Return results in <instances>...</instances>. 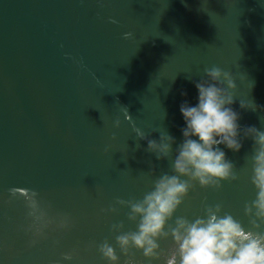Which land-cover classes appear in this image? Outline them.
Here are the masks:
<instances>
[{"label": "water", "instance_id": "water-1", "mask_svg": "<svg viewBox=\"0 0 264 264\" xmlns=\"http://www.w3.org/2000/svg\"><path fill=\"white\" fill-rule=\"evenodd\" d=\"M212 66L236 83L242 148L219 147L238 179L195 184L175 216L192 220L221 204L248 230L244 205L256 190L243 130H264V0H0V264H107L98 251L105 240L124 264L112 225L136 224L116 201L142 199L171 174L186 127L180 106L198 103L194 85ZM164 132L176 144L157 159L148 140ZM11 188L39 194L53 221L42 236ZM62 217L67 228L57 226ZM159 243L167 254L171 239ZM132 255L133 264H163Z\"/></svg>", "mask_w": 264, "mask_h": 264}, {"label": "clouds", "instance_id": "clouds-1", "mask_svg": "<svg viewBox=\"0 0 264 264\" xmlns=\"http://www.w3.org/2000/svg\"><path fill=\"white\" fill-rule=\"evenodd\" d=\"M132 37L131 32L124 34L125 39ZM204 75L206 78L194 85L198 103L191 106L185 102L180 106L186 127L181 129L183 141L175 148L171 174L161 173L142 199L116 201L129 209L127 219L136 224L135 231H124L122 222L112 225V231L118 233L116 246L126 257L124 264H133V249L149 261L163 259V264H264V231L260 230L264 226V130L255 126L243 130L244 138L253 143L250 180L256 190V198L244 205L248 230L231 214L222 212L221 204L206 205L204 215L192 220L175 216L195 184L204 189H220L222 182L238 179L236 166L219 147L223 145L233 152L242 148L239 115L231 108L236 83L230 72L218 66L204 68ZM240 106L256 110L254 103L250 107L241 102ZM115 126L119 127V121ZM137 137L146 138L139 131ZM174 144L175 138L164 132L159 142L148 140V151L157 159L169 158ZM9 195L23 198L33 220L29 230L35 229V234L42 236L53 221L41 209L39 194L32 189L11 188ZM106 211L115 213L117 209L110 207ZM57 226L67 228L68 217H62ZM169 239L172 246L164 254L159 241ZM98 251L107 264H120V257L107 240L98 246ZM63 259L71 261L73 254L67 253Z\"/></svg>", "mask_w": 264, "mask_h": 264}]
</instances>
